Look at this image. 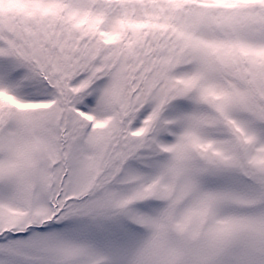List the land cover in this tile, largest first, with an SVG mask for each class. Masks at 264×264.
<instances>
[{
	"label": "snow or ice",
	"instance_id": "6c2138e0",
	"mask_svg": "<svg viewBox=\"0 0 264 264\" xmlns=\"http://www.w3.org/2000/svg\"><path fill=\"white\" fill-rule=\"evenodd\" d=\"M0 264H264V0H0Z\"/></svg>",
	"mask_w": 264,
	"mask_h": 264
}]
</instances>
